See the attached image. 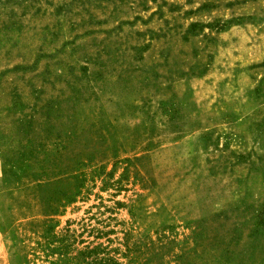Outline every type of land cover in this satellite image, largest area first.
<instances>
[{
  "label": "rangeland",
  "instance_id": "obj_1",
  "mask_svg": "<svg viewBox=\"0 0 264 264\" xmlns=\"http://www.w3.org/2000/svg\"><path fill=\"white\" fill-rule=\"evenodd\" d=\"M49 221L120 264H264V0H0V264H48Z\"/></svg>",
  "mask_w": 264,
  "mask_h": 264
},
{
  "label": "trees",
  "instance_id": "obj_2",
  "mask_svg": "<svg viewBox=\"0 0 264 264\" xmlns=\"http://www.w3.org/2000/svg\"><path fill=\"white\" fill-rule=\"evenodd\" d=\"M66 179H72L74 184L64 189L57 199H54L48 203L46 210L50 212H56V208L64 206L66 203L75 201V197L80 193L83 179L79 175H67ZM59 181V178L57 179ZM53 205V208L50 207ZM55 207V208H54ZM52 208V209H50ZM53 210V211H51ZM49 219V218H48ZM50 222V221H49ZM56 222H50L46 225L42 241H36V247L39 252L43 253L44 257L47 258L48 264H120L116 258L108 254V250L105 247H101L100 244L89 246V244L83 245L78 248L75 245L72 234H61L58 235L53 232V228ZM126 251L128 246L125 245ZM35 252V250L33 251ZM24 264H29L26 258V253L22 256Z\"/></svg>",
  "mask_w": 264,
  "mask_h": 264
}]
</instances>
